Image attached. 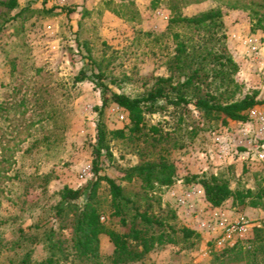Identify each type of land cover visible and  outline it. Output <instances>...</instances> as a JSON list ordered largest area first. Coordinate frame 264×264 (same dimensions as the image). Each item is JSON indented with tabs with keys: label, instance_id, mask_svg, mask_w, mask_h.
Here are the masks:
<instances>
[{
	"label": "rangeland",
	"instance_id": "1",
	"mask_svg": "<svg viewBox=\"0 0 264 264\" xmlns=\"http://www.w3.org/2000/svg\"><path fill=\"white\" fill-rule=\"evenodd\" d=\"M7 1L0 0V264H18L28 251L32 264L48 255L42 241L15 246L19 228L40 237L53 226L70 237L71 223L52 218L51 207L64 186L83 190L96 179L98 123L106 131L98 175L113 179L141 209L150 203L149 211L175 230L174 244L128 264L264 263V196L257 207L232 198L212 206L198 182L215 175L232 190L264 195V102L249 109L246 120L223 123L192 103L159 100L156 111L145 113L140 133L129 130L123 108L111 101L102 106L103 86L141 97L159 77L183 79L188 70L180 74L171 64L181 43L187 52L209 50L233 61L224 78L212 75L221 66L204 68L209 91L224 93L221 101L263 100L264 0H17L13 8ZM210 10L221 16L199 26L180 20ZM159 134L164 138L153 144ZM160 157L176 169L171 184L146 188L126 176L141 159ZM75 202L81 205L83 197ZM95 203L105 226L122 231L104 180ZM213 211L261 226L219 248L198 224ZM186 228L190 236L182 235ZM112 251L101 234L98 260L76 264H111Z\"/></svg>",
	"mask_w": 264,
	"mask_h": 264
},
{
	"label": "trees",
	"instance_id": "2",
	"mask_svg": "<svg viewBox=\"0 0 264 264\" xmlns=\"http://www.w3.org/2000/svg\"><path fill=\"white\" fill-rule=\"evenodd\" d=\"M10 8L17 4V0H8L6 3ZM221 16L218 10H210L193 17H183L180 20L194 26H199L206 21H213ZM183 43L177 49L171 60V64L182 74L186 70L183 79H178L172 83L171 76L156 79L154 86L141 97H129L122 93L110 92L103 86L102 106L108 101L114 102L119 107L128 112V119L132 132H141L144 115L157 110L156 105L159 100H165L174 106H183L192 103L196 109L209 118H222V122L227 120L244 121L247 118L246 112L253 106L263 103V100L256 99L254 95L233 101H221L223 92L216 94L209 91L210 81L207 80L208 72L204 71L208 63L217 64L221 67L212 74L214 77L224 78L228 65L235 64L230 58H225L223 53L206 50L203 54L187 52ZM210 60V61H208ZM226 67V70L224 69ZM80 72L78 79H83ZM112 134L122 137L123 130L111 131ZM106 131L102 124L97 126V141L94 157V173L96 179L91 181L85 189L70 188L64 186L60 192V199L51 209L52 218L63 222L71 223V234L69 238L62 237L53 226L44 228L41 236L38 234H27L23 228H19V236L13 244L20 247L22 242L46 243L48 255L39 262L33 264H76L79 262L96 261L99 256V236L105 234L113 245L110 256L111 264H128L141 259L145 254L157 246L174 244V228L164 223L156 214L149 211L150 203L141 209L135 200L126 197L122 192V187L113 179L104 175H98V163L101 156V149L105 145ZM164 137L155 135L152 137L153 144L160 142ZM173 163L164 157L157 160L141 159L138 164L128 169V178L136 177L141 180L143 187H151L156 182L160 185L172 183L175 173ZM104 180L111 194L112 214L118 217L122 231H117L105 226L101 221V213L96 203L95 195L98 184ZM198 182L203 188L206 200L212 206H220L224 201L232 198L234 202L242 207L249 205L257 207L263 202V192L254 193L251 189L245 191L232 190L228 182L215 175L202 176ZM83 197V203L78 205L75 201ZM131 213L130 216H128ZM70 215V216H69ZM35 228L40 226L34 225ZM193 230L183 229V236H190ZM256 236H260L259 232ZM264 239V235L261 236ZM69 242V245H66ZM30 252L24 254V258L18 264H32L29 259ZM71 257V258H70ZM70 258V259H69ZM11 263V261H9ZM264 264V263H257Z\"/></svg>",
	"mask_w": 264,
	"mask_h": 264
},
{
	"label": "built area",
	"instance_id": "3",
	"mask_svg": "<svg viewBox=\"0 0 264 264\" xmlns=\"http://www.w3.org/2000/svg\"><path fill=\"white\" fill-rule=\"evenodd\" d=\"M253 112L252 109L251 113ZM259 157L264 158L263 151L259 153ZM198 222L201 229L212 235L219 248L232 246L237 239L242 238L249 230L261 226L258 221L245 220L243 217L229 219L219 214L218 211H213L207 217L199 219Z\"/></svg>",
	"mask_w": 264,
	"mask_h": 264
}]
</instances>
